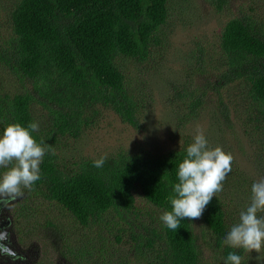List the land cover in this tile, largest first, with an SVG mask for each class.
Masks as SVG:
<instances>
[{
	"label": "trees",
	"instance_id": "obj_1",
	"mask_svg": "<svg viewBox=\"0 0 264 264\" xmlns=\"http://www.w3.org/2000/svg\"><path fill=\"white\" fill-rule=\"evenodd\" d=\"M186 1L181 7L174 0H0L6 23L0 38V134L9 124L37 122L33 138L54 150L45 154L32 190L16 200V217L20 229L31 232L37 223L32 226L29 219L41 215L38 225L58 236L53 248L72 264H224L230 251L243 256L242 264H264V250L247 255L222 244L247 207L254 182L234 158L222 191L202 216L181 220L174 232L159 217L171 210L168 197L177 166L193 138L161 156L98 141L86 149L77 146L104 111L141 128V98L132 82L149 86L170 55L177 28L170 18L192 6ZM206 1L216 14L230 12L228 0ZM254 3L241 4L213 47L195 42L180 53L188 77L207 79V88L218 97L225 134L238 149L247 140L245 162L261 178L264 0ZM205 90L171 85L191 120L206 106ZM103 156L104 165L94 167ZM197 223L205 241L196 233Z\"/></svg>",
	"mask_w": 264,
	"mask_h": 264
},
{
	"label": "rangeland",
	"instance_id": "obj_2",
	"mask_svg": "<svg viewBox=\"0 0 264 264\" xmlns=\"http://www.w3.org/2000/svg\"><path fill=\"white\" fill-rule=\"evenodd\" d=\"M174 1L181 7L183 4L184 6L188 5L187 1L185 3L183 0ZM244 1L245 7L257 6V3L251 4L252 0H228L230 12L224 10L223 13L216 14L206 0H192V6L188 10L178 11L179 14L172 16L170 21L176 22L177 28L170 40L172 45L170 55L158 65L157 72L151 76L149 86L140 84L135 79L132 82L134 94L139 95L142 99L139 100L141 103L139 105L141 128L136 130L129 125L122 124L112 112L104 111L96 118L93 130L89 131L87 138L79 141L78 149H86L87 146L98 141L106 147H121L123 149L137 147L152 155L161 156L169 151L181 149L193 138L195 129L199 126L203 129L210 147H226V151L232 155L237 166L249 173L253 181L259 179L258 175L255 176L249 168L248 162H245L248 156L247 140H244V144L238 149L234 145V139L225 134L223 121L216 108L218 97L207 88V79L188 77V73L183 69L184 64L181 62L184 60V56L183 53H180L187 51L195 42H199L200 46L204 48L213 47L216 35H219L223 25L234 13L240 8L243 9L241 4ZM0 5L5 7L3 2ZM4 27H6L5 13L0 12V38L6 33ZM210 50L212 51V49ZM209 80L213 82V76H210ZM173 82L182 86H192V88L198 85L206 89V106L201 109L197 118L191 120L185 117L184 106L176 101L173 93L171 94ZM9 83L11 84L13 81L10 80ZM222 95L224 96V94ZM239 122L237 120L234 124L238 127ZM72 144L73 147H76L74 143ZM20 199L23 200V197ZM40 217L41 215L29 219L32 226L36 223L37 225L33 229L29 228L31 232H28V235H35L40 241L39 243L42 244L46 255L49 254V249H52L50 258L54 259L56 258L54 252L56 249L53 246L57 245L55 241L58 236L57 238L53 237L54 232L47 228H41V224L38 225V223H43V219L40 220ZM194 227L201 240L205 241L202 236L203 227L198 223L194 224ZM207 257L209 256L207 255L205 260Z\"/></svg>",
	"mask_w": 264,
	"mask_h": 264
},
{
	"label": "clouds",
	"instance_id": "obj_3",
	"mask_svg": "<svg viewBox=\"0 0 264 264\" xmlns=\"http://www.w3.org/2000/svg\"><path fill=\"white\" fill-rule=\"evenodd\" d=\"M38 131L37 122L26 127L13 123L0 134V169H5L0 173V206L3 208L22 198L24 190H32L41 178L40 164L45 154L54 152L52 146L33 138L32 133ZM106 159L103 156L95 160L93 166L102 167ZM232 161V155L221 147H210L203 129L197 126L193 142L186 148V157L177 166V182L168 197L171 210L159 217L163 227L176 232L181 220L199 219L212 198L222 191ZM261 213H264V177L252 183L249 203L239 213L238 222L231 226L222 244L247 255L264 250V215ZM8 241L7 228H0V256L15 259L17 254ZM242 261L243 256L230 251L224 264H242Z\"/></svg>",
	"mask_w": 264,
	"mask_h": 264
},
{
	"label": "flooded vegetation",
	"instance_id": "obj_4",
	"mask_svg": "<svg viewBox=\"0 0 264 264\" xmlns=\"http://www.w3.org/2000/svg\"><path fill=\"white\" fill-rule=\"evenodd\" d=\"M16 201L12 202L7 208L0 206V228H7L9 233V246L17 254V258L13 259L8 256H0V264H72L61 255L56 248V258L51 259L49 254L43 251V246L37 240L35 235H28L26 229L21 230L17 215L15 212Z\"/></svg>",
	"mask_w": 264,
	"mask_h": 264
}]
</instances>
